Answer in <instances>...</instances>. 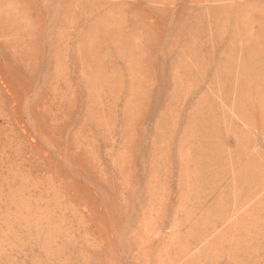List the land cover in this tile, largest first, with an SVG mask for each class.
Instances as JSON below:
<instances>
[{"label":"rangeland","instance_id":"rangeland-1","mask_svg":"<svg viewBox=\"0 0 264 264\" xmlns=\"http://www.w3.org/2000/svg\"><path fill=\"white\" fill-rule=\"evenodd\" d=\"M249 52L264 0H0V264H264Z\"/></svg>","mask_w":264,"mask_h":264},{"label":"bare ground","instance_id":"bare-ground-1","mask_svg":"<svg viewBox=\"0 0 264 264\" xmlns=\"http://www.w3.org/2000/svg\"><path fill=\"white\" fill-rule=\"evenodd\" d=\"M257 44V43H256ZM253 46V51L255 50V44H252L251 45V47ZM255 52V51H254ZM253 53V52H252ZM250 54V52L249 53H245V55H244V59H245V61L247 62V63H251V64H255V62L256 63H263L264 64V58L263 57H260V56H256V55H253V54Z\"/></svg>","mask_w":264,"mask_h":264}]
</instances>
